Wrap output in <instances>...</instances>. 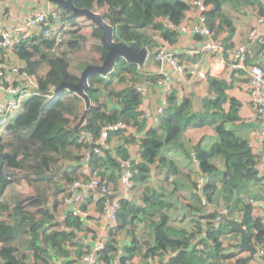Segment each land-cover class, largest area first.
Returning a JSON list of instances; mask_svg holds the SVG:
<instances>
[{"label":"trees","instance_id":"1","mask_svg":"<svg viewBox=\"0 0 264 264\" xmlns=\"http://www.w3.org/2000/svg\"><path fill=\"white\" fill-rule=\"evenodd\" d=\"M74 1L79 8L94 12L105 10L102 16L113 27L115 42L136 44L148 50L159 45L156 35L170 44L177 42L179 33L165 24L184 22L187 13L194 7L193 0ZM204 1L212 6L208 12V22L216 35L218 17L222 24L232 29L231 19L222 13V4L233 0ZM241 1L253 3V0ZM58 12L62 21L69 13L74 17L70 8L58 5ZM49 22L53 24L54 19L50 17ZM149 31H153L155 36ZM67 33V36L60 33V42L44 37L42 32L38 34L39 37L35 35L22 40L12 51V55L15 52L22 61L17 63L20 67L14 71L11 65H4L5 73L11 71L15 76V82L8 85L34 83L35 94L24 103L18 117L4 127L7 133L0 141V264H59V261L60 264H73L90 250L89 243L78 240L79 233L90 231L87 224L74 216L72 210L66 214L63 223H59L55 215L58 203L53 208L47 206V196L41 187H50L53 182L56 184L55 195L60 192L65 194V198L73 197L76 194L74 183L90 180L77 166H81L83 160L89 157L90 167L98 171L103 180L114 185L117 191L122 161L131 158L130 146L135 144L141 148L135 198L133 201L121 199L118 215L121 226H128L132 243L119 255L116 234L120 227L111 234L105 248L99 253L100 264H128L137 254L162 258L167 249L173 253L165 264H206L202 256L206 252L215 256L208 264H223L220 259L224 260V264H251L253 257L250 255L238 256L231 250L225 253L229 246L240 248V234L223 218L227 216L221 213L224 209L228 211V218L242 223L250 242L264 252V219L253 214L251 199L258 196L249 192L251 184L262 179L258 156L248 139L234 129L239 120L240 103L227 94L230 81L208 78L209 95L201 101L198 111L191 97L174 90L168 96V107L159 118V123L149 127V121L138 109L142 105V96L134 86L142 84L144 80L153 83L157 75L123 58L117 61L114 71L108 75L93 74L89 77V86L84 91L93 105L87 110L85 100L78 93L60 90L57 95L54 94L55 89L63 83L76 85L81 79L70 70V54L80 49L87 38L79 29L71 28ZM102 34L103 30L94 25L93 37L100 40ZM94 50L100 54L103 62L108 49L98 42ZM1 53L4 56L0 58V64L9 58L6 50L0 49ZM44 66L48 67L46 73L39 75ZM116 79L125 83V87L116 89L112 84ZM227 103L230 104L229 110L226 109ZM119 121L138 132L130 135L117 133L122 144L118 146V143L114 148L102 147L103 155H98L92 144L79 141L81 130L98 139L103 127ZM204 126L214 127L216 140L208 148L198 144L187 151L181 141L183 134L189 128ZM140 134L142 137H139ZM166 147H180L192 160L194 154L199 161L198 164L193 161L198 175L194 180L193 203L186 207L190 229L169 225L166 211L173 207L170 201L172 193H166L161 183L153 179L152 171L156 165L175 171V164L161 155ZM64 165H70L72 169L59 175ZM23 180L35 188V195L17 192V184ZM117 180L118 186L115 184ZM174 181L173 177L167 179L170 191L174 189ZM12 186L16 187V191L13 188L12 195L6 197V192ZM138 187L143 189L142 205L136 202ZM219 196L223 206L217 208ZM90 199L80 205L82 210H87ZM97 200L103 214L108 198L103 195ZM219 215L223 217L219 219ZM138 219L145 221L156 240V244L145 253L133 231ZM226 233H229L225 238L229 240V246L224 248ZM197 238L203 250L196 249L195 245L190 248L191 242ZM73 256L77 258L72 259ZM261 258L264 260V254Z\"/></svg>","mask_w":264,"mask_h":264},{"label":"crops","instance_id":"2","mask_svg":"<svg viewBox=\"0 0 264 264\" xmlns=\"http://www.w3.org/2000/svg\"><path fill=\"white\" fill-rule=\"evenodd\" d=\"M36 8V4L31 0H0V39L2 38L3 33H14L16 29L22 26L23 21L28 16L33 14ZM222 13L229 17L232 23V29H230L229 26H226L221 23L220 17L216 18V29L218 33L217 37L224 42L227 51L233 48L234 46L245 44L247 42V33L250 29V25L252 24V22L258 23V25H260L261 32L264 34V2L258 0H253V3L241 0L239 2L237 0L226 1L222 4ZM197 17L198 13L193 7V9L187 13L184 22H188L189 24H191V22H195L197 20ZM85 20L90 21L85 16L74 15V17H71L70 13L64 16V21H62V18L60 16V23L62 22L60 33L66 34L67 36L68 30L74 28L79 29L80 33L83 34L82 28H84ZM71 21L75 22V24L72 25ZM90 22L92 23V21ZM92 25L94 26L93 23ZM85 26L89 25L86 24ZM89 27L92 29V26ZM62 28L64 31H62ZM39 33L38 31H36V37H39ZM155 37L157 38L159 44L167 42L163 39H160L158 35H156ZM197 41H201V38L194 36L190 33H183L179 35L177 42L171 43L172 48H174L178 53L179 60L187 66L188 70L194 72V74H188L187 80H184V78L177 76V86L175 90H177L183 96L191 97L194 100L195 109L198 111L200 109L201 101H203V99L209 95L207 83L208 78H222L230 81L231 87L227 90V94L230 98H235L240 103L239 120L235 123L234 129H236V132L238 134L248 139L250 145L253 148L254 153L258 156L259 175L262 178L257 183L253 182L249 188L250 193L256 195V197L258 196V198H255L254 200L251 199V202L253 204V214L258 218L264 219V133H261L259 131L260 122L256 117L254 106L252 105L248 92V79L244 75L233 74L230 71L229 67L227 66L226 56L224 60H220L219 57L213 53L188 56L186 52L191 47L196 46ZM262 47L263 45L261 43H256L251 46L248 59L249 64L260 63L264 66V63L260 60V53L262 51ZM2 54L3 53L0 54V58L4 56ZM19 61L20 63L22 62L21 60H19V58L14 52L13 55H9V58L4 59L3 64L5 66L11 65L12 67L13 65H16V63H19ZM159 65L160 62H157L154 58H148L147 63L142 67H144L145 71H152L154 66ZM47 68V66H44L41 70L46 69L47 71ZM41 70L39 72V75H42ZM197 70H202L206 72L208 77L206 79L198 78L195 72ZM7 73L9 77L7 84L15 82L14 72L9 71ZM142 82L144 83L146 81L144 80ZM112 84L115 85L116 89L125 87V83L119 82L117 79L114 80ZM148 96L149 103L147 106L150 110L155 111L159 104L158 92L155 88H153L148 92ZM7 97V93L5 92L3 87L0 86V105L4 103L5 100H7ZM92 105L93 103L91 102V106ZM226 109H230L229 103L226 104ZM76 124L77 122L75 123V125ZM148 124L149 127L156 125L155 123L150 121L148 122ZM6 133L7 132L5 129H2L0 131V141L2 140L3 136L6 135ZM215 140L216 132L213 126L189 128L181 137L183 147L187 151H191L198 144H201L203 148H208ZM118 143V146L122 144V142L120 143V140H118L114 145H117ZM135 151L136 150L130 151L132 157L135 155ZM161 155L165 159L167 158L171 160L176 167L175 171L171 172L166 167H157L156 165L154 167L155 170L152 171L153 179L161 183V187L163 188V190L165 189L166 193H172V199L170 201L171 203H173V207L166 211L169 215V225L190 229L191 222L188 216L189 212H186V207L187 204H191V198L195 194L193 187L194 180L198 175L197 166L190 158V156H188L180 147H166L162 150ZM67 167L71 166L68 165ZM67 167L66 165H64L59 175H61V173L64 172ZM16 172H19V170H17ZM171 177L175 179V186L174 189L170 191L168 189L169 185L167 186L166 183L167 179ZM115 184L118 186V180ZM27 186L29 185H27L24 180L21 181L17 184V192L26 194ZM55 187L56 184L52 182L50 187L42 186L41 188L47 196V206L53 208L55 203H58L55 215L58 222L62 224L66 214H68L69 211L73 209V206L71 204L67 206L63 205L62 199L65 194H60L59 192L58 195H55ZM35 192L36 190L32 186L30 187V192H27V194L35 195ZM142 196L143 189L138 187L136 191V202L141 205L143 204L141 202ZM97 199V197L91 199L87 204V209L91 213L90 219L87 221V227L90 231L78 234V240L80 242L89 243V241H91L90 238L94 237V235L105 236L109 238L111 234L114 233L110 229V224L103 218L97 203ZM216 204H218L216 205L217 208L223 206L221 196H219ZM155 221H158V219H156ZM127 227L128 226L125 227V225L121 226V230L118 232V234H116V247L118 249L119 255L123 253L126 247L131 246L132 243V238L128 233ZM133 231L137 237L139 246L143 249V253H145L147 249L156 244V240L154 236L151 235V230L144 220L138 219L136 222V227ZM228 235L229 233H226L224 239L227 238ZM225 240L227 241H224V248H227L229 246V240ZM198 241V238L193 240L191 242L192 245L190 248L195 245L196 249L203 250V246L198 244ZM256 249V254H251V252L248 250L242 251L240 248L234 249L233 247L229 246V248L226 249L225 253L231 250V252H236L238 256L245 257L250 255L253 257L251 264H264V260L258 254V248ZM171 253L173 252H171L170 249H167L162 258H160V256L145 257L143 255L137 254L128 262V264H165ZM202 256L203 259L206 260V264H208L212 259L215 258V256L208 254L207 252L204 253ZM220 261H222V263L224 264L223 259H220ZM60 263L61 261H59V264Z\"/></svg>","mask_w":264,"mask_h":264},{"label":"built area","instance_id":"3","mask_svg":"<svg viewBox=\"0 0 264 264\" xmlns=\"http://www.w3.org/2000/svg\"><path fill=\"white\" fill-rule=\"evenodd\" d=\"M36 4V9L33 14L28 16L22 26L15 30V32L3 33L0 39V49L6 50V56L9 57L14 51V47L24 39H30L35 36L36 31L42 32L44 37L54 38L58 42L61 41V23L58 12V5L53 0H31ZM264 2V0H258ZM192 4L198 13L195 22H182L180 24L166 23V27L177 33H190L194 36L200 37L201 41H197V45L191 47L186 54L188 56L204 55L206 53H213L219 57L220 60L227 59V66L233 74L244 75L248 79V92L256 117L260 122L261 133H264V66L260 63L249 64V51L252 45L261 43L263 45L260 53V60L264 63V34L261 32L260 25L253 23L247 33V42L234 46L227 51L224 42L217 37L215 30L209 25L208 12L211 6L204 0H193ZM50 17L54 19L53 24L50 23ZM160 47L155 51V60L160 62L153 71L157 75L153 83L136 84L135 89L142 96V105L139 111L142 112L143 117L148 121L155 124L159 123V118L165 113L168 107V96L176 89L177 76L187 80L188 74H194L193 71L187 69V66L178 58L177 51L172 48L167 42L159 44ZM149 57V56H148ZM148 59V58H147ZM225 59V60H226ZM147 63V61H146ZM145 63V64H146ZM144 64V65H145ZM4 64H0V86L3 87L8 97L4 103L0 105V131L12 120L18 117L23 111V106L34 94V83H27L25 85L7 84L9 77L5 73ZM14 71H17L18 66L13 65ZM10 68V69H12ZM198 78L206 79L207 73L202 70L195 71ZM33 85V86H32ZM155 88L159 95V104L155 111L148 108L149 96L148 92ZM56 91V89H55ZM84 124V123H83ZM137 129L119 121L114 124L103 127L101 135L98 139H93L90 133L82 131L79 133V141L85 144H92L94 151L98 155H103V148L106 146L110 148L115 147V143L119 140L117 133L126 135L137 133ZM142 137V134L139 135ZM103 147V148H102ZM136 150L135 155L127 161H122L121 175L119 177L120 186L116 191L115 187L103 180L98 171L93 170L89 165V157H86L79 166V170L83 171L90 177L89 181H76L74 189L76 194L73 197L65 198L68 205H72V213L74 216L79 217L87 224L90 219L91 213L87 210H82L80 205L86 203L87 199L100 198L105 195L108 200L103 207V218L110 224L112 232H117L121 227L119 221L120 200L126 199L133 201L135 198V178L138 173L137 164L141 161L140 145L135 144L130 146V151ZM193 161L199 163L196 156L193 154ZM72 167H67L71 170ZM203 179H200L202 184ZM90 199V200H91ZM252 201V200H251ZM204 204H206L204 202ZM209 208L208 205H206ZM228 216L226 209L222 210ZM220 213V214H221ZM220 216V215H219ZM223 216H220L222 218ZM220 222L218 223V225ZM89 241L90 250L85 252L80 258L75 261V264H100L98 255L105 248L108 237L98 236L91 237ZM258 254L262 256L263 251L258 250ZM77 257H72L76 259ZM118 264V263H116Z\"/></svg>","mask_w":264,"mask_h":264},{"label":"water","instance_id":"4","mask_svg":"<svg viewBox=\"0 0 264 264\" xmlns=\"http://www.w3.org/2000/svg\"><path fill=\"white\" fill-rule=\"evenodd\" d=\"M57 5L65 8H70L75 16H85L103 30L101 44L108 49L105 59L101 65H89L81 75L80 83L76 85L63 83L61 87L56 89V93L60 90H70L81 95L86 102L87 109L91 106V100L85 93V88L89 86L88 79L93 74L108 75L114 71L117 61L126 59L129 63L143 66L149 56L147 48H140L136 44L127 45L124 43L115 42L113 39V27L105 21L103 16L89 9L79 8L75 5L74 0H53ZM86 115L82 118L85 119ZM228 224L239 231L241 234L240 249L248 250L251 254H256L257 249L250 243L249 234L246 228L237 219H230L227 216L223 217Z\"/></svg>","mask_w":264,"mask_h":264},{"label":"rangeland","instance_id":"5","mask_svg":"<svg viewBox=\"0 0 264 264\" xmlns=\"http://www.w3.org/2000/svg\"><path fill=\"white\" fill-rule=\"evenodd\" d=\"M105 12V10H99L97 11V13L103 15V13ZM84 19V18H83ZM85 25H89L92 26V29L89 26H85L84 28H82V32L84 35H86L87 40L83 43L82 47L76 51H74L73 53L70 54V59H71V72L77 76H81L84 69L89 66V65H100L102 64V60L100 58V54H98L95 50H94V46L96 45V43L100 42V40H97L95 38H93L92 33H93V25L90 21L85 20ZM150 34H153V31H149ZM155 36V34H153ZM170 46L172 44H170L169 42H167ZM158 47H160V45H156L154 48H152L151 50H149V59L155 58V51L158 49ZM86 64H88L87 66H85ZM20 66H18L19 68ZM156 66H154V68L152 69V71L155 69ZM144 68V67H142ZM46 73V69L41 70V74L44 75ZM83 103V102H82ZM84 106V104H83ZM67 171V168L66 170ZM25 183L27 185H29L26 181ZM114 186V185H113ZM30 187L32 186H27L26 189V194L27 192H30ZM11 190H8V192H6V197H8L9 195H12L11 192L14 188V191H16V187L12 186ZM63 205L67 206L68 202L66 201L65 197H63ZM75 264V263H73Z\"/></svg>","mask_w":264,"mask_h":264},{"label":"clouds","instance_id":"6","mask_svg":"<svg viewBox=\"0 0 264 264\" xmlns=\"http://www.w3.org/2000/svg\"><path fill=\"white\" fill-rule=\"evenodd\" d=\"M58 92H59V91H58ZM58 92H57V93H58ZM57 93H56V91H55V93H54V94H56V95H57ZM56 97H58V96H56Z\"/></svg>","mask_w":264,"mask_h":264}]
</instances>
